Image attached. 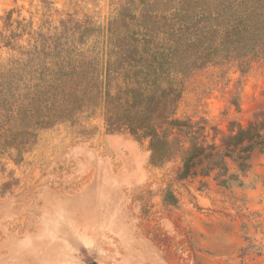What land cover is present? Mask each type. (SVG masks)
<instances>
[{
    "label": "rangeland",
    "instance_id": "374dc122",
    "mask_svg": "<svg viewBox=\"0 0 264 264\" xmlns=\"http://www.w3.org/2000/svg\"><path fill=\"white\" fill-rule=\"evenodd\" d=\"M192 2L0 0V133L12 131L13 112L31 97L46 41L68 39L89 60L110 50L107 36L122 39L141 10ZM240 61L181 79L174 117L220 153L231 131L264 122V58ZM149 156L147 139L108 131L100 116L40 128L19 155L0 147V264H264V146L245 172L224 156L220 178L217 168L200 174L207 158L180 179L178 156L162 165Z\"/></svg>",
    "mask_w": 264,
    "mask_h": 264
},
{
    "label": "trees",
    "instance_id": "16d2710c",
    "mask_svg": "<svg viewBox=\"0 0 264 264\" xmlns=\"http://www.w3.org/2000/svg\"><path fill=\"white\" fill-rule=\"evenodd\" d=\"M192 1L191 7L141 10L139 19L129 17L134 23L122 39L107 36L103 43L110 50L89 60L68 39L46 41L32 95L24 106L17 105V121L12 131L0 133V147L12 146L19 155L36 142L40 128L79 125L100 116L108 131L147 139L151 164L178 156L180 179L195 175L203 158L210 162L200 174L217 168L216 177H222L224 156L245 172L253 149L264 146L263 121L231 131L223 140L226 151L220 153L201 143L194 124L174 113L187 72L210 63L264 58V0H215L214 9L208 7L211 0ZM54 48L61 50L53 53Z\"/></svg>",
    "mask_w": 264,
    "mask_h": 264
}]
</instances>
